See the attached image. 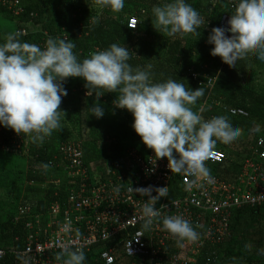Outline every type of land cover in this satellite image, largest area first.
I'll use <instances>...</instances> for the list:
<instances>
[{
	"label": "trees",
	"instance_id": "trees-1",
	"mask_svg": "<svg viewBox=\"0 0 264 264\" xmlns=\"http://www.w3.org/2000/svg\"><path fill=\"white\" fill-rule=\"evenodd\" d=\"M18 1L22 8V13L18 15L0 1V18L14 25L11 33L26 31L22 41L43 48L49 37L65 39L76 45L73 51L80 60L89 58L93 52L107 49L112 43H119L132 53L128 63L133 68L144 69L151 65L153 82L171 78L195 90L201 87L198 84L200 78L193 79L191 74L200 75L198 60L202 54L208 56L205 58L211 60L212 68L209 76H215V82L211 90L201 87L205 95L192 106V110L204 120L226 116L239 127L245 138L240 135L234 142H217L215 151L223 153L225 160L221 165L206 167L211 173L226 179L241 173L245 161L258 163L253 148L256 138H264V95L254 90L253 80L263 72L264 62L257 58L255 52H250L237 62L236 67L230 68L219 57L210 55L212 45L206 43L208 30L217 27L222 14L231 15L235 0H186L200 13L204 23L195 34L173 37L154 29L152 15L154 6H163L171 0H125L119 13H113L108 8L101 10L94 0ZM93 17L98 21L95 24L92 23ZM130 17L138 22L133 30L127 27ZM9 33L0 32V43ZM194 53L196 57L192 56ZM63 87L67 95L60 104V110L64 111L61 113L60 128L54 130L43 143H33L21 134L20 139L27 143L16 149L12 137L15 133L0 127V249L3 251L21 250L28 235L24 228L28 218L14 221L18 206H28L31 216L46 218L53 201L62 203L70 190H78L79 182L69 178L59 165L62 159L59 147L72 139L67 126L78 127L77 134L83 144V162L88 168L90 182L98 183L99 177L104 178L101 168L106 163L117 164L127 160L132 151L144 156L150 150L132 129L131 114L114 108L115 93H105L99 98L105 114L96 119L89 112L96 98L94 95L86 96L87 90L82 82L70 83L67 78ZM222 108L242 110L247 117L230 116ZM61 125L65 126L61 128ZM252 130L254 135L250 137ZM176 197L175 193L170 195V199ZM230 232V237L217 250L219 258L216 264H264V206L234 210ZM122 238L119 236L104 245L100 244L98 250L102 246L105 249L114 248L113 264H140L122 255ZM204 260L202 256L195 264H204ZM84 264H99L97 248L85 256Z\"/></svg>",
	"mask_w": 264,
	"mask_h": 264
},
{
	"label": "clouds",
	"instance_id": "clouds-1",
	"mask_svg": "<svg viewBox=\"0 0 264 264\" xmlns=\"http://www.w3.org/2000/svg\"><path fill=\"white\" fill-rule=\"evenodd\" d=\"M94 2L101 10L108 8L113 13L121 12L125 5V0ZM152 15L154 29L169 37L195 34L204 23L200 13L186 0L154 6ZM97 22L93 17L92 23ZM19 36L9 33L0 43V127L18 136L24 134L33 143H43L60 128L64 113L60 104L67 95L63 87L67 78H81L86 96H95L96 103L89 112L96 119L105 114L99 98L105 93H115L114 108L131 114V127L141 143L152 150L155 162L165 158L171 173L191 178L187 189L198 186L200 181L211 183L205 161L216 156L217 142H234L241 135L239 127L226 116L204 120L192 110L205 95L203 88L192 90L171 78L153 82L151 65L133 68L128 63L132 53L125 45L112 43L80 60L71 41L49 37L41 48ZM206 43L212 45L210 55L219 57L230 68L236 67L250 52L264 62V0H235L227 28L213 27ZM132 190L147 197L141 219L142 229L150 230L160 217L155 205L167 197L168 188L149 185ZM162 227L179 247L184 246V241L195 242L199 238L196 230L199 225L179 215L165 216ZM63 230H68L67 224ZM56 259L61 264H84L85 254L82 249L65 246Z\"/></svg>",
	"mask_w": 264,
	"mask_h": 264
},
{
	"label": "built area",
	"instance_id": "built-area-1",
	"mask_svg": "<svg viewBox=\"0 0 264 264\" xmlns=\"http://www.w3.org/2000/svg\"><path fill=\"white\" fill-rule=\"evenodd\" d=\"M0 1L2 5L14 9L15 15L22 13L18 0ZM229 18L230 15L222 14L217 27L227 28ZM137 23L136 18L130 17L127 27L133 30ZM208 31L210 33L211 29ZM18 33L25 36L26 31ZM226 35L231 33L226 32ZM191 77L200 78L198 84L205 90H211L215 82V77L203 79L195 72ZM222 109L231 116L247 117L242 110ZM12 137L16 149L27 143L16 134ZM17 141L19 143L16 145ZM253 149L258 163L247 160L241 173L226 179L210 172L211 183L200 181L198 186L187 189L186 184L191 178L171 173L165 158L155 162L151 149L144 156L132 151L127 160L123 159L117 164L106 163L101 168L104 178L99 177L98 183L90 182L88 168L83 162L82 142H63L59 147L62 157L59 165L69 178L79 182L78 190H70L62 203L53 201L46 218L31 216L28 206H18L14 221L27 217L24 228L28 235L21 250L10 249L6 252L0 249V264H61L55 255L65 246L72 250L82 249L85 256L97 248L99 264H113L114 248L105 249L102 246L98 250V246L119 236H123L120 240L122 255L140 264H195L202 256L204 264H216L219 246L230 237L233 211L264 206V139L256 138ZM215 152V157L205 161L206 166H217L224 162L223 153ZM149 185L154 188L167 186L168 195L155 205L160 210V217L150 230L145 231L141 216L147 197L139 195L132 188ZM174 193L177 197L170 199ZM172 215H179L193 225H199L196 229L198 240L184 241L183 247L177 246L175 238L162 227L163 218ZM66 224L68 230L64 231Z\"/></svg>",
	"mask_w": 264,
	"mask_h": 264
},
{
	"label": "rangeland",
	"instance_id": "rangeland-1",
	"mask_svg": "<svg viewBox=\"0 0 264 264\" xmlns=\"http://www.w3.org/2000/svg\"><path fill=\"white\" fill-rule=\"evenodd\" d=\"M86 2H87V0H86ZM88 3H90V2H88ZM13 28H14V25L11 22H7L4 19L0 18V32H2V34L8 33V32L11 33L13 31ZM22 37L23 36H21V35L19 36L20 39ZM196 55L197 54L194 53L192 56L193 57H196ZM201 56L202 57H200V59L198 60V64H197L198 66L197 67H198L199 72H200V77L204 79V78L210 77L209 76L210 75L209 72L212 69V68H210L211 60L209 58H205V57H208V56H206L204 54H202ZM213 77H215V76H213ZM68 81L70 83L82 82V84H84V81L81 78H68ZM253 86H254V90L256 92L264 95V70H263L262 73H260V76L259 77L255 78L253 80ZM225 112H227V111H225ZM236 117H238V116H236ZM64 126L65 125H61V128L64 127ZM67 127H68V130L72 133V139L71 140H78V141L82 142L81 139H80V137H79V135L77 134L78 127H76V126L75 127L67 126ZM251 133L252 134L250 135V137L254 135L253 130H252ZM241 137L242 138H245V135L244 134L243 135L241 134Z\"/></svg>",
	"mask_w": 264,
	"mask_h": 264
},
{
	"label": "crops",
	"instance_id": "crops-1",
	"mask_svg": "<svg viewBox=\"0 0 264 264\" xmlns=\"http://www.w3.org/2000/svg\"><path fill=\"white\" fill-rule=\"evenodd\" d=\"M236 117V116H235ZM264 139V138H263ZM42 217V216H41Z\"/></svg>",
	"mask_w": 264,
	"mask_h": 264
}]
</instances>
